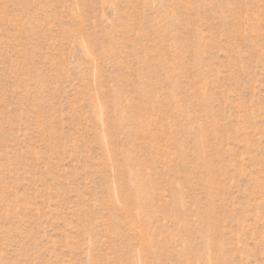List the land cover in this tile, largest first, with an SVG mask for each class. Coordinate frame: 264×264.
<instances>
[{"label": "rangeland", "instance_id": "374dc122", "mask_svg": "<svg viewBox=\"0 0 264 264\" xmlns=\"http://www.w3.org/2000/svg\"><path fill=\"white\" fill-rule=\"evenodd\" d=\"M0 264H264V0H0Z\"/></svg>", "mask_w": 264, "mask_h": 264}]
</instances>
